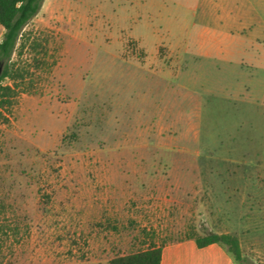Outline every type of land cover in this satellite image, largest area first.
<instances>
[{"label": "rangeland", "instance_id": "obj_1", "mask_svg": "<svg viewBox=\"0 0 264 264\" xmlns=\"http://www.w3.org/2000/svg\"><path fill=\"white\" fill-rule=\"evenodd\" d=\"M10 65L0 198L28 229L2 264H108L145 233L264 264V0H44Z\"/></svg>", "mask_w": 264, "mask_h": 264}, {"label": "trees", "instance_id": "obj_2", "mask_svg": "<svg viewBox=\"0 0 264 264\" xmlns=\"http://www.w3.org/2000/svg\"><path fill=\"white\" fill-rule=\"evenodd\" d=\"M43 1L0 0V25L4 28L3 39L0 42V62L4 64L0 85L12 77L13 69L10 65L12 56L23 30L39 14ZM12 94L13 90L10 86H0V107H5L11 103ZM7 210L6 204L0 198V254L11 238L15 237V241L19 243L20 240L16 238L21 235L22 228L28 229L26 224L21 227L18 220L9 221L8 217L5 216ZM144 235L146 237L145 243H143L145 248L131 249L127 253L116 254L109 260L108 264H162V250L166 245L187 240H193L199 248L218 244L233 258L235 264L243 261L239 239L230 234L210 233L203 236L188 234L182 238L163 241L161 244L156 242L155 233H145ZM3 257L1 256V258ZM0 264H2V260H0Z\"/></svg>", "mask_w": 264, "mask_h": 264}, {"label": "crops", "instance_id": "obj_3", "mask_svg": "<svg viewBox=\"0 0 264 264\" xmlns=\"http://www.w3.org/2000/svg\"><path fill=\"white\" fill-rule=\"evenodd\" d=\"M216 5L211 4V7L217 13L220 11V17L225 22V25L214 31L216 42H213L207 55L214 56L221 64L230 66L234 58V46H229L232 37V31L229 29V17L234 16V13L225 8L219 10ZM247 15L246 11H244L239 16L245 18ZM1 35H4V33ZM219 39L221 41L226 39V42L221 43ZM162 264H235V262L218 244H212L206 248H199L193 240H187L166 245L162 250Z\"/></svg>", "mask_w": 264, "mask_h": 264}, {"label": "water", "instance_id": "obj_4", "mask_svg": "<svg viewBox=\"0 0 264 264\" xmlns=\"http://www.w3.org/2000/svg\"><path fill=\"white\" fill-rule=\"evenodd\" d=\"M3 70H4V64L0 62V78L2 76Z\"/></svg>", "mask_w": 264, "mask_h": 264}]
</instances>
